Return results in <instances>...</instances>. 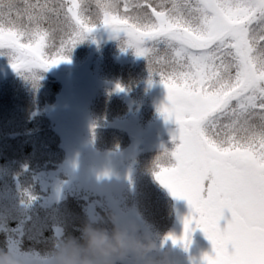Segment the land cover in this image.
Here are the masks:
<instances>
[{"label":"rangeland","instance_id":"rangeland-1","mask_svg":"<svg viewBox=\"0 0 264 264\" xmlns=\"http://www.w3.org/2000/svg\"><path fill=\"white\" fill-rule=\"evenodd\" d=\"M21 1L0 0V86L29 90L40 103L49 96L48 87L55 85L53 66L67 56L49 53L48 32L42 30V22L27 21ZM171 2V8H162L169 11L168 17L155 18L154 12L150 17L126 15L121 24H110L96 43L93 39L95 52L88 64L83 63L89 60L84 43L92 38L70 24V33L80 30L71 49L77 55L69 53L68 58L85 64L84 90L76 97L70 93L74 103L66 110L58 106L59 126L65 116L69 119L66 112L77 117L73 122L77 132L89 128L98 153L106 132L129 138L127 150L126 145L114 146L116 151L107 152L106 160L105 154L94 153L90 162L104 160L92 172L86 171L85 177L97 183L96 189H105L119 225L125 228L124 239L129 246L138 240L141 251H149L154 246L151 237L159 235L150 218L162 204L173 210V199L185 220H193L186 216L193 206L185 199L186 192L194 198L199 192L200 197L202 181L197 175L195 180H184L183 174L187 163L198 167L200 133L221 160L214 159L215 174L203 217L222 231V239L230 243L229 252L218 245L210 251L206 232H213L199 227V219L181 234V243L196 237L198 249L208 248L186 258L177 254L172 263L182 259L183 264H227L226 257L232 253L234 263L264 264V178L258 176L264 165V106L255 100L256 88L264 79V0ZM38 7L29 10L33 18L42 16ZM18 18L23 20L20 26ZM229 24L238 28L231 29ZM173 28L182 29V34L188 31V36ZM202 41L213 45L204 49ZM26 50L39 60L25 58ZM250 82L241 94L231 96ZM78 159L71 156L67 167L82 171ZM26 213L17 187L0 168V222L23 218ZM8 263V257L0 258V264ZM10 264L20 262L10 260Z\"/></svg>","mask_w":264,"mask_h":264},{"label":"trees","instance_id":"trees-1","mask_svg":"<svg viewBox=\"0 0 264 264\" xmlns=\"http://www.w3.org/2000/svg\"><path fill=\"white\" fill-rule=\"evenodd\" d=\"M21 5L26 10L27 21L30 20L32 24L42 22V30L48 32L49 53L63 52L67 59L53 66L51 76H54L55 85L48 87L49 96H44L40 103L32 98L27 89L0 86V168L5 169V175L17 187L21 199L27 205L25 217L8 218L0 222V258L8 257V264L10 260L20 264H173L177 254L186 258L188 253L208 248L207 245L198 249L196 237L181 243V234L195 227L199 219V227H210L213 232L211 235L206 232L210 251L213 252L215 245H218L229 252L230 243L224 242L222 231L210 224L206 216L203 217L202 211L207 207V193L210 190L209 182H213L215 174L214 159L221 160L217 159L214 149L200 133L201 143L196 148L200 162L197 164L203 168L195 169V164L191 166V163H187L183 174L184 180L194 179L197 175L202 181L200 197L199 192L196 198L186 192L188 197L185 199L193 205L186 216L190 221L191 216L193 220H185L173 199V210L162 204L157 215L150 218L156 224L159 235L151 237L154 246L149 251H141L138 240L129 246L124 239L125 228L121 222L119 225L113 204L104 193L105 189H96L93 185L97 183L85 177L86 171L92 172L95 165L102 164L104 160L98 162L95 158L90 162L94 153L105 154L106 160L110 158L109 153L116 151L114 146L126 145L127 150L129 138L106 132L99 143L98 153L97 146L90 141V129H85L83 133L80 130L77 132L73 124L74 120L78 121L77 117L73 119L66 112L64 115H68L69 119L65 116L61 127L57 118L60 104L66 110L74 103V100H69L70 93L76 97L80 89L84 90L81 73L95 52L98 34L104 33L110 24H121L124 21L122 16L150 17L152 12L155 18L163 17L164 14L166 16L170 13H165L162 8L165 5L171 8V0H22ZM38 5V12L42 16L33 18L29 10ZM81 16L86 17L87 21L82 22ZM21 23L23 20L18 18L17 26ZM70 24L78 25L87 38H92V42L84 43L89 57L88 61H83L85 64L68 58L69 53L77 55L76 50L71 49L75 48L74 40L80 30L78 28L70 33ZM76 25L73 27L76 28ZM229 28L238 26L229 24ZM175 30L179 35L188 36V31L182 34V29ZM137 34L149 38L147 34ZM262 42L264 44V38ZM201 43L204 49L213 45L208 41ZM27 56L39 60L29 50L25 51V58ZM260 81L263 82L256 88L258 92L255 100L264 106V79ZM246 85H252V82L244 84L231 96L241 94ZM190 128L195 127L190 125ZM71 156L79 157L78 161H82V171L67 167ZM259 168L258 176L263 179L264 165ZM179 209H183L182 205ZM184 252L187 253L184 255ZM232 258V253L227 255L228 264H238ZM178 263L183 264V260Z\"/></svg>","mask_w":264,"mask_h":264},{"label":"flooded vegetation","instance_id":"flooded-vegetation-1","mask_svg":"<svg viewBox=\"0 0 264 264\" xmlns=\"http://www.w3.org/2000/svg\"><path fill=\"white\" fill-rule=\"evenodd\" d=\"M229 260H230V259H229ZM226 262H227V264H228L229 261L226 260Z\"/></svg>","mask_w":264,"mask_h":264}]
</instances>
